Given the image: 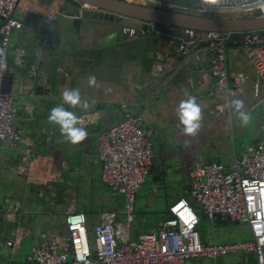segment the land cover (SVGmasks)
I'll return each mask as SVG.
<instances>
[{"label":"crops","instance_id":"crops-1","mask_svg":"<svg viewBox=\"0 0 264 264\" xmlns=\"http://www.w3.org/2000/svg\"><path fill=\"white\" fill-rule=\"evenodd\" d=\"M194 2L186 0L183 3ZM51 6L57 8V17L47 22L41 20L40 15ZM14 15L23 25L14 29L10 36L7 67H15L10 75L16 71L29 75L27 70L31 69L30 73L41 70L44 82L43 85L35 84L33 89V82L30 88L31 80L25 82L21 78H13L20 91L12 95L13 119L21 127V138L5 148L0 147V200L12 222L6 231H0V261L13 259L23 263L32 244L43 243L53 234L64 236L67 232L64 217L71 203L85 213L90 237L101 210L115 209L118 215H122L121 194L116 195L118 197H115L112 207L107 203L111 190L101 178L97 133L121 119L126 110L135 111L136 105L140 104L139 109H144L154 122L157 133L145 124L153 134L155 146L151 168L153 166V171L157 172L153 175L155 184L151 191L163 186L167 194L165 202L158 205L165 210L155 226L142 231L136 227L132 215L131 234L137 237L144 232L156 231L170 214L171 202L185 197L175 196L176 188L172 183L175 174L172 170L190 169L196 161L205 160L194 159L201 147L195 148L194 138H199L200 134L194 137L184 134L185 139L180 135L184 128L177 114L180 102L190 95L195 96L203 117L218 122L216 129L212 127L211 140L202 147L210 148L212 144L221 149L227 147L228 138L221 141L216 135L218 131L224 136L230 133L228 120L229 116L233 117L231 113L234 110L230 106L231 99L247 100L259 93L263 94L261 98L264 97V73L256 76L245 50L233 40L225 47L227 68L247 74L244 88L246 90L247 86L250 94L243 92L230 96L214 90V79L208 71V51L201 54L205 62L200 59L194 62L193 72H189L186 62L166 80L177 59L189 52L188 48L177 54L179 43L162 37L142 48L141 40L134 33L124 32V26L119 22L84 17L82 11L71 4L65 6L61 0H18ZM35 33L39 34V40L32 42ZM112 33L116 34L115 40L106 41ZM46 40L51 43L50 48L45 45ZM125 41L129 42L130 51L124 55L119 52ZM16 48L24 49L21 64L14 60ZM47 48L50 50L44 52ZM108 58L115 59L114 67H108ZM32 63L36 64L35 69H32ZM156 63L163 65L158 72H155ZM89 76H95L96 86H89ZM161 82L164 83L158 87ZM66 89H79L81 100L77 106L64 102L62 94ZM255 103L253 100L251 105ZM58 105L81 118L82 124L78 126L88 132L83 142L76 145L67 142L59 126L49 122L51 109ZM45 130H48V137L41 147L35 149L41 145ZM234 154L237 153H230L229 159L223 163H228ZM182 158L188 161L184 167L179 163ZM137 196L135 211L139 209ZM246 227L244 233L250 235L247 223ZM7 239L11 240L10 244L6 243ZM211 239L231 241L243 238ZM188 261L193 264H257L254 253L244 250L214 258H189Z\"/></svg>","mask_w":264,"mask_h":264},{"label":"built area","instance_id":"built-area-1","mask_svg":"<svg viewBox=\"0 0 264 264\" xmlns=\"http://www.w3.org/2000/svg\"><path fill=\"white\" fill-rule=\"evenodd\" d=\"M155 1L168 8L201 14L235 12L243 16L254 14L256 9L264 14V0H219L217 4H204L202 0L192 4ZM17 2L0 0V62L6 65L0 68V140L12 141L21 138V127L14 123L12 96L2 90V81L10 56L11 33L23 25L14 15ZM57 15V8L51 6L40 19L47 22ZM183 30L189 32L190 40L199 35V31L191 28ZM123 31L130 35L134 32L125 26ZM205 39L211 41L207 50L208 71L216 92L230 96L244 92L247 74L227 68L225 47L229 40L245 50L257 77L264 73V34L258 30H208ZM186 50L185 41L176 49L177 54ZM23 54V48L14 50L16 63L21 64ZM155 65V72L163 68L160 63ZM31 67L35 69L36 64L32 63ZM256 85L255 82V89ZM148 132L142 115L126 110L121 119L97 133L101 178L110 187L111 194L122 195V215L118 217L115 209L101 210L90 237L85 213L71 203L64 217L67 230L64 236L53 234L43 243L32 244L23 263L8 259L0 264H193L188 261L189 257L214 258L241 250L253 252L257 264H264V141L232 155L226 165L220 160L196 161L188 174L190 191L202 204L203 211L212 217L219 212L230 220L245 221L250 231L248 238L202 239L197 229L199 215L183 196L171 202L170 214L156 231L134 237L131 220L137 192L154 160V144ZM6 243L10 244L11 240L7 239Z\"/></svg>","mask_w":264,"mask_h":264},{"label":"water","instance_id":"water-1","mask_svg":"<svg viewBox=\"0 0 264 264\" xmlns=\"http://www.w3.org/2000/svg\"><path fill=\"white\" fill-rule=\"evenodd\" d=\"M66 6L71 4L82 11L84 17L92 19H102L108 21L119 22L120 25L132 28L134 35L141 40V47L144 48L149 45L153 40H158L162 37L165 40L172 42L185 41L189 50L183 57H179L177 64L171 69L166 76L171 77L184 63H188L189 72L195 70L194 62L196 60L206 61L201 57L204 52L207 54V50L211 45V41L205 39L206 31L218 30V31H243V30H258L261 34H264V14H261L259 9L254 11L252 15L233 16V15H217V14H201L189 11H182L177 9L168 8L163 5H158L155 0H61ZM184 28H191L195 31H199V35L195 34L194 39L190 40L189 32L184 31ZM39 34L35 33L32 36V42L39 40ZM231 41V40H229ZM228 41V42H229ZM45 45L50 48V42L44 41ZM157 43H154L156 46ZM44 49V48H41ZM48 49V48H47ZM44 50V52L49 51ZM44 60V57L42 58ZM46 67V63L43 68ZM14 66L7 67L5 75L2 81V90L9 93L11 96L14 93H19L18 85L13 78H21L25 82L30 81L33 89L34 85H43V71L35 70L29 75H25L22 71H16L13 75H10L11 71H14ZM9 73V74H8ZM28 79V80H26ZM164 82H161L160 87ZM140 108V104L136 105V110ZM149 131V129L147 128ZM149 133V132H148ZM150 134V133H149ZM48 137V130L42 132L41 145H37L35 149L41 147L44 141ZM12 140L3 139L0 140V147L5 148L12 144ZM185 190L190 191V182H186L183 186ZM7 209H4L3 202L0 200V231H6L11 225V220L7 217ZM215 217L222 218L224 222L227 221L226 216H222L221 213L216 212ZM91 247L94 244L91 242Z\"/></svg>","mask_w":264,"mask_h":264},{"label":"rangeland","instance_id":"rangeland-1","mask_svg":"<svg viewBox=\"0 0 264 264\" xmlns=\"http://www.w3.org/2000/svg\"><path fill=\"white\" fill-rule=\"evenodd\" d=\"M172 1H179L183 3L186 0H172ZM215 14L233 15V16L242 15L235 12L233 13L217 12ZM238 33L239 36L242 35L241 32ZM128 43H129L128 41L123 42L122 49L119 53L122 52L125 55L126 52L130 51ZM115 62L116 61L114 58H110V59L108 58V67L109 68L114 67ZM118 62H120V59L118 60ZM249 91L250 90L246 86V90L244 92L250 94ZM261 96H263V94L259 93L254 97H249L247 100L240 99L244 102V110L251 114L252 120L249 123V125H247L246 127H242L238 115L234 112V110L232 111L231 114L233 117L231 118V116H229V120H228L229 131H230V133L227 135L228 137L224 136L221 131H218L219 133L218 135H216V137L221 141H224L228 138V143H227L228 145L225 148L217 149L212 144L210 148L208 146L202 147V145L206 144L208 140L209 141L211 140L210 136L211 134H213L212 127L216 129V125H219L217 121L212 122L207 120L205 117H203L202 128L199 132L200 136L199 138L197 137L194 138L196 139L194 140L195 148L198 145L201 146L200 149L196 151L194 155V159L198 157L201 160L205 159L206 161H208L211 159L219 158L220 161L226 162L230 157V153H233V151H235V153L237 154H240L243 150L247 149L248 145H253L258 140L264 141V97L261 98ZM253 100L256 101V103L254 105H251V102ZM138 112L143 117L144 126L145 124H148L150 126V129L154 130V133H157L154 122L151 119L150 115L147 114L144 111V109H139ZM117 117L118 115L113 116V118H117ZM172 131L173 130H171V132ZM184 134L185 133L183 128L180 130V135L185 139ZM149 137L152 139L153 134H150ZM154 153H155V146H154ZM178 154L179 151L176 152V155ZM179 163H181L184 167L185 165L188 164V161L186 162V159L182 158ZM150 169L151 170H149V172L147 173L145 181L142 183L140 190H138L137 192L139 209H136V211L134 209L133 212V222L135 223L136 227L142 231L149 229L151 226H155L159 222V219L165 209L159 208L158 205H162L163 202H165L164 197L167 195L166 191H164L163 186H158V188L155 189L154 192L151 191L152 187L155 184V179L153 178V175L155 174V172H157V170L153 171L154 169L153 166ZM172 172L173 174H175L174 175L175 178L174 180H172V183L176 188L175 196L184 195L189 205H191L197 211L199 215L197 229L202 239L210 240L211 238L215 237L216 239L223 240L226 239V237H230V239H237V238H248L250 236L248 233H244V226L245 229L247 228L245 221L229 220L227 222H223L218 217H212L210 215H207V213L203 211L202 204L200 203V201L196 199L195 195H193L191 191L183 190L184 183L189 181V176H188L189 169L177 168V169H173ZM115 197L118 196H114L110 194V192L108 193L107 203L109 207L113 206L112 202H114ZM119 215L117 216L119 217ZM238 233L240 234L239 237H238ZM199 257L208 258L207 256H201V255L189 257V258H199ZM4 260H8V259H4Z\"/></svg>","mask_w":264,"mask_h":264},{"label":"clouds","instance_id":"clouds-1","mask_svg":"<svg viewBox=\"0 0 264 264\" xmlns=\"http://www.w3.org/2000/svg\"><path fill=\"white\" fill-rule=\"evenodd\" d=\"M204 4H217L219 0H202ZM116 38V34L112 33L106 37V41H113ZM6 65L0 62V68H4ZM89 86H96L95 76H89ZM63 100L65 103L75 107L80 103L81 95L79 89H66L63 92ZM230 106L234 109V112L238 115L241 121V126L246 127L252 120L250 113L244 110V102L240 99H233L230 101ZM180 122L184 126V133L188 136H196L199 134L202 128V109L197 102L195 96H188L186 100H182L177 109ZM48 120L53 125H58L61 135L65 140L73 145L83 142L88 132L82 126L81 118L74 112L66 110L63 105H58L51 109L48 116Z\"/></svg>","mask_w":264,"mask_h":264}]
</instances>
